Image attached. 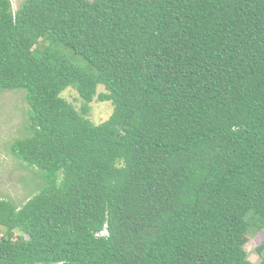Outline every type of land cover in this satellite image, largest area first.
<instances>
[{"label": "trees", "instance_id": "16d2710c", "mask_svg": "<svg viewBox=\"0 0 264 264\" xmlns=\"http://www.w3.org/2000/svg\"><path fill=\"white\" fill-rule=\"evenodd\" d=\"M12 90L27 136L9 150L42 182L20 204L0 197V264H253L264 0H0ZM95 96L112 104L98 124ZM255 250L264 264V239Z\"/></svg>", "mask_w": 264, "mask_h": 264}, {"label": "rangeland", "instance_id": "374dc122", "mask_svg": "<svg viewBox=\"0 0 264 264\" xmlns=\"http://www.w3.org/2000/svg\"><path fill=\"white\" fill-rule=\"evenodd\" d=\"M15 10L22 0H10ZM76 58V57H75ZM77 57L75 61L82 64ZM103 90L97 87V92ZM61 96L79 109L81 100L75 89L65 88ZM27 104L24 99V91H0V197L13 200L20 204L32 195L42 182L37 169L32 170L25 163H21L10 153L9 147L16 138L27 136L26 133ZM112 112L110 101H99L96 96L89 104L87 117L94 124L106 120ZM26 120V121H25ZM25 134V135H24ZM264 239V228L259 231H250L246 242L243 244L242 256L250 263L256 264L260 260L255 248Z\"/></svg>", "mask_w": 264, "mask_h": 264}]
</instances>
